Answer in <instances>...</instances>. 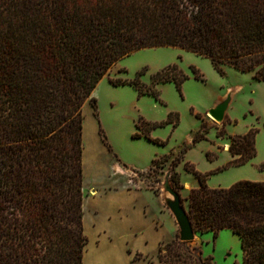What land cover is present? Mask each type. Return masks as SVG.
I'll return each instance as SVG.
<instances>
[{
  "label": "trees",
  "instance_id": "obj_1",
  "mask_svg": "<svg viewBox=\"0 0 264 264\" xmlns=\"http://www.w3.org/2000/svg\"><path fill=\"white\" fill-rule=\"evenodd\" d=\"M164 46L264 81V0H0V264H84V106L96 104L93 92L119 60ZM186 78L172 65L154 81L181 87ZM114 83L157 96L139 79ZM144 123L149 136L156 124L140 119V131ZM257 133L231 138L230 165L255 157ZM190 169L199 179L189 197L195 230L230 229L243 264H264V181L211 188ZM159 258L212 264L179 238Z\"/></svg>",
  "mask_w": 264,
  "mask_h": 264
},
{
  "label": "rangeland",
  "instance_id": "obj_2",
  "mask_svg": "<svg viewBox=\"0 0 264 264\" xmlns=\"http://www.w3.org/2000/svg\"><path fill=\"white\" fill-rule=\"evenodd\" d=\"M172 65L187 76L181 87L173 81L155 83L154 76ZM136 79L157 96L143 94L130 83H114ZM229 94L231 103L225 119L218 123L208 112ZM92 96L96 104L88 99L83 111V199L93 195L94 190L89 187L94 181L96 161L101 163L96 170L98 176H107L111 164L117 163L125 171H136L135 180L140 179L160 195L169 178L188 212L190 192L199 187V179L190 167L207 174L211 188H229L244 180L264 181V81L257 80L253 71L225 66L221 73L209 58L194 52L178 47H151L119 60ZM140 119L156 124L149 136L143 133L147 124L144 123L143 131L138 129ZM250 129L258 130L255 157L242 165H230L231 138ZM69 155L72 152L66 153ZM156 159L158 164H152ZM175 159L180 161L176 168ZM174 171L178 172V184L172 177ZM188 245L200 248L203 258L212 264H243L241 238L230 229L219 231L216 237L213 231H197L195 240ZM87 249L88 244L84 257Z\"/></svg>",
  "mask_w": 264,
  "mask_h": 264
},
{
  "label": "crops",
  "instance_id": "obj_3",
  "mask_svg": "<svg viewBox=\"0 0 264 264\" xmlns=\"http://www.w3.org/2000/svg\"><path fill=\"white\" fill-rule=\"evenodd\" d=\"M100 164H94L89 187L97 193L84 199L83 225L89 239L84 264H162L161 248L179 238L162 195L135 180L136 171H125L117 163L107 176H98Z\"/></svg>",
  "mask_w": 264,
  "mask_h": 264
},
{
  "label": "water",
  "instance_id": "obj_4",
  "mask_svg": "<svg viewBox=\"0 0 264 264\" xmlns=\"http://www.w3.org/2000/svg\"><path fill=\"white\" fill-rule=\"evenodd\" d=\"M231 103V94L221 100L208 114L218 123H223L226 112ZM162 195L166 207L174 216L179 227V239L183 242H191L196 238V230L191 220L190 214L186 209L180 193L172 186L170 179L167 178L162 186Z\"/></svg>",
  "mask_w": 264,
  "mask_h": 264
},
{
  "label": "bare ground",
  "instance_id": "obj_5",
  "mask_svg": "<svg viewBox=\"0 0 264 264\" xmlns=\"http://www.w3.org/2000/svg\"><path fill=\"white\" fill-rule=\"evenodd\" d=\"M211 118H212V117H211ZM212 119H213V118H212ZM95 193H96V190L93 191V194H95Z\"/></svg>",
  "mask_w": 264,
  "mask_h": 264
}]
</instances>
